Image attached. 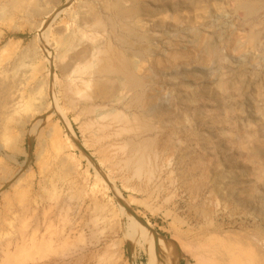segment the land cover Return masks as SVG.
<instances>
[{"label":"rangeland","instance_id":"374dc122","mask_svg":"<svg viewBox=\"0 0 264 264\" xmlns=\"http://www.w3.org/2000/svg\"><path fill=\"white\" fill-rule=\"evenodd\" d=\"M253 1L0 0V264H264Z\"/></svg>","mask_w":264,"mask_h":264},{"label":"bare ground","instance_id":"6f19581e","mask_svg":"<svg viewBox=\"0 0 264 264\" xmlns=\"http://www.w3.org/2000/svg\"><path fill=\"white\" fill-rule=\"evenodd\" d=\"M116 1V0H115ZM188 1V0H187ZM232 0H230V2H231ZM250 1H252V2H254L253 0H250ZM246 2V1H245ZM248 2V1H247ZM183 3H184V1H183ZM232 3V2H231ZM119 4H120V2H119ZM121 4H123V3H121ZM236 4V3H235ZM242 4V3H241ZM238 5V4H237ZM249 5V4H248ZM139 6V5H138ZM180 6V5H179ZM247 6V5H246ZM245 6V7H246ZM258 6V5H257ZM121 7H123V5H121ZM132 7V6H131ZM134 7H135V5H134ZM237 7H240V6H237ZM254 7V6H253ZM259 7V6H258ZM264 7V6H263ZM124 8V7H123ZM133 8V7H132ZM248 8V7H247ZM250 8V7H249ZM246 9V10H244V13H243V10L241 11V10H238V11H241L243 14V17H244V19L247 21V20H249V18H250V16L253 14V12L251 11V9ZM171 9V8H170ZM242 9V8H241ZM123 10V9H122ZM138 10V9H137ZM142 10V9H141ZM256 10H258L257 8H256ZM64 11V10H63ZM124 11V10H123ZM260 11V10H259ZM51 13L53 12V10L52 11H50ZM256 12V11H255ZM261 12V11H260ZM47 13H49V12H47ZM46 13V14H47ZM84 13V12H83ZM258 13V12H257ZM256 13V14H257ZM263 13V12H262ZM84 15H86V14H84ZM83 15V16H84ZM257 15H260L259 13L257 14ZM119 16V18L120 19H124V20H127V19H134V18H136V16H137V13H135V10L134 9H131L130 8V10H125L124 11V13H121L120 12V14L118 15ZM85 17V16H84ZM89 17V16H88ZM138 17H140V16H138ZM82 18V17H81ZM259 18V17H258ZM136 20V19H135ZM247 23V22H246ZM257 27V26H256ZM262 27V26H261ZM259 30H260V28H259ZM262 32H263V30H262ZM262 32H259V33H262ZM258 33V32H257ZM258 33V34H259ZM255 34V33H254ZM261 35V34H260ZM258 36V35H257ZM262 36L264 37V32H263V34H262ZM258 38V37H257ZM264 43V42H263ZM80 53V52H79ZM92 52H90L89 50L87 51V52H85V53H82L79 57L77 56V58H75V60L74 59H72V61L73 62H71L69 65H68V67H67V71L69 72V73H72L73 74V72L74 71H76V70H78L79 69V65H80V63H83V62H87V60L89 59V58H91L92 57V55H90ZM109 64V62L106 64V67H104L105 69H107L108 67H110V66H107ZM126 67V66H125ZM127 69V68H126ZM125 69V70H126ZM104 70V69H103ZM124 71V70H123ZM107 72V71H106ZM68 74V73H67ZM106 74H108V73H106ZM100 76V75H99ZM100 78V77H99ZM102 79V78H101ZM105 81H106V79H104ZM81 82V81H80ZM137 82V81H136ZM82 83V82H81ZM121 83V82H120ZM110 84V83H109ZM119 84V83H118ZM123 84V83H122ZM86 85V84H85ZM106 85V84H105ZM86 86H88V83H87V85ZM118 86V85H117ZM131 86V85H130ZM124 87V86H123ZM135 87V86H134ZM116 88V87H115ZM76 89V88H75ZM126 89V88H125ZM77 90H78V88H77ZM80 90V89H79ZM78 90V91H79ZM72 92H74V91H72ZM100 93V92H99ZM78 94H80V93H78ZM103 97V96H102ZM94 99V98H93ZM13 105V104H12ZM11 106V105H10ZM14 107L16 106L15 104L13 105ZM14 107H12L13 109H12V111H14ZM10 109V108H9ZM8 109V110H9ZM85 110V109H84ZM88 110V109H87ZM90 111V110H89ZM9 112V111H8ZM105 129H106V127H105ZM101 133H102V131H101ZM115 133V132H114ZM136 145V144H135ZM160 146V145H159ZM133 148H135V147H133ZM138 149V148H137ZM134 153V152H133ZM101 155H103V154H101ZM109 156V155H108ZM102 159V158H101ZM136 160H138V159H136ZM112 161V160H111ZM139 163H140V161H138ZM134 164V163H133ZM135 165V164H134ZM139 165V164H138ZM143 166V165H142ZM135 169V168H134ZM216 238L214 237L213 238V240H215ZM209 240H210V238H209ZM212 240V241H213ZM217 241H219L220 242V240H217ZM222 241V240H221ZM218 242V243H219ZM221 243V242H220ZM229 243V242H228ZM249 243V242H248ZM225 244V243H224ZM236 245H237V243H235ZM253 244L254 243H250V245L251 246H253ZM223 245V244H222ZM221 245V246H222ZM250 245H247L248 247H244V246H241V247H239L238 248V246L236 247V249H238L236 252H240V254L239 253H235V256L237 255V256H239L240 258H241V256L243 255V254H245V256H246V258H248V260H246L247 261V263H249V264H253V258H252V256H254L255 255V253H254V251L252 250V248H254V246L252 247V248H250ZM216 246V245H215ZM225 247V246H224ZM228 247V246H227ZM235 247V246H234ZM218 248V247H217ZM216 248V249H217ZM229 248V247H228ZM219 251V250H218ZM220 252V251H219ZM253 253H254V255H253ZM233 255V254H232ZM233 257H234V255H233ZM236 258V257H235ZM252 261V262H251ZM255 263V262H254Z\"/></svg>","mask_w":264,"mask_h":264}]
</instances>
